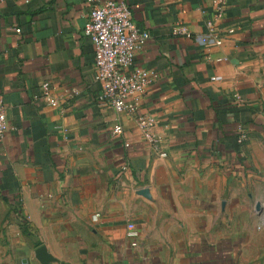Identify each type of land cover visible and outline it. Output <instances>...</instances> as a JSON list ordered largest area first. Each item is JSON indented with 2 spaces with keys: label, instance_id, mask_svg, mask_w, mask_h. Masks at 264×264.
I'll return each mask as SVG.
<instances>
[{
  "label": "crops",
  "instance_id": "1",
  "mask_svg": "<svg viewBox=\"0 0 264 264\" xmlns=\"http://www.w3.org/2000/svg\"><path fill=\"white\" fill-rule=\"evenodd\" d=\"M125 1L150 34L134 64L158 74L134 115L99 99L89 0H0V264H41V244L48 264H256L264 0H229L220 17L213 0ZM215 32L221 44L204 42Z\"/></svg>",
  "mask_w": 264,
  "mask_h": 264
},
{
  "label": "built area",
  "instance_id": "2",
  "mask_svg": "<svg viewBox=\"0 0 264 264\" xmlns=\"http://www.w3.org/2000/svg\"><path fill=\"white\" fill-rule=\"evenodd\" d=\"M89 1L91 8L83 31L91 39L94 47L95 76L102 83L99 99L101 102L110 103L118 112L134 115L146 88L158 77L157 72L134 64L136 52L144 45L150 34L134 20L131 7L125 0ZM213 1L216 8L215 15L222 16L229 0ZM17 30L19 31L20 28ZM232 30L233 28H229L228 32ZM179 31H182V27L174 28V32ZM202 39L204 42L221 44L223 36L220 32H215L211 38L205 35ZM42 88L43 97L54 101L55 98L50 93L49 81H44ZM65 90L69 91V89ZM136 120L153 150L159 155H166V151L161 146V135L153 129L154 116L142 113L136 116ZM10 128L6 103L3 93L0 92V140ZM113 131L117 134L123 132L120 121L114 123ZM245 137V131L241 129L237 141L242 143ZM259 215L260 223L264 222V211L261 210ZM98 216L99 213L94 214V218L97 219ZM129 233L137 235L136 230H131ZM132 243L135 244L136 241L133 240Z\"/></svg>",
  "mask_w": 264,
  "mask_h": 264
},
{
  "label": "rangeland",
  "instance_id": "3",
  "mask_svg": "<svg viewBox=\"0 0 264 264\" xmlns=\"http://www.w3.org/2000/svg\"><path fill=\"white\" fill-rule=\"evenodd\" d=\"M263 167V166H262ZM264 168V167H263ZM259 169L254 166L252 181L255 184L251 186V192L253 193V205L257 208L258 203L260 204V210L264 211V169ZM253 207L251 222L253 225V231L251 238L254 241V247L252 249L253 259L256 260V264H261L264 261V222L260 223V215L255 212ZM244 220V217L242 218ZM248 220V218H246ZM262 224V225H261ZM261 226V227H260Z\"/></svg>",
  "mask_w": 264,
  "mask_h": 264
},
{
  "label": "water",
  "instance_id": "4",
  "mask_svg": "<svg viewBox=\"0 0 264 264\" xmlns=\"http://www.w3.org/2000/svg\"><path fill=\"white\" fill-rule=\"evenodd\" d=\"M257 208L260 209V204L258 203ZM36 257L40 260L41 264H48L49 261L54 260L55 257L48 251L45 244L39 245L35 250Z\"/></svg>",
  "mask_w": 264,
  "mask_h": 264
}]
</instances>
